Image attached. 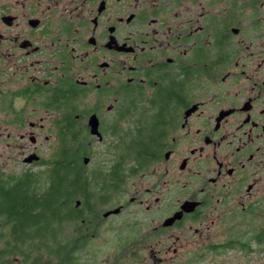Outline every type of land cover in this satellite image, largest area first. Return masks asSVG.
<instances>
[{
  "label": "flooded vegetation",
  "instance_id": "flooded-vegetation-1",
  "mask_svg": "<svg viewBox=\"0 0 264 264\" xmlns=\"http://www.w3.org/2000/svg\"><path fill=\"white\" fill-rule=\"evenodd\" d=\"M0 116L32 146L55 132L56 147L110 149L157 130L142 166L83 157L95 202L82 194L79 223L151 241L135 252L146 264H204L219 256L210 230L261 220L264 0H0Z\"/></svg>",
  "mask_w": 264,
  "mask_h": 264
},
{
  "label": "trees",
  "instance_id": "trees-1",
  "mask_svg": "<svg viewBox=\"0 0 264 264\" xmlns=\"http://www.w3.org/2000/svg\"><path fill=\"white\" fill-rule=\"evenodd\" d=\"M57 135L62 138L64 133ZM156 138L157 130L141 128L130 144L110 149L118 157L139 159L142 166L155 153ZM90 153L83 146H59L50 159L34 163L44 171L15 176L0 172V264H82L78 255L98 235L100 224L79 223L77 201L82 194L89 197L86 203L95 202V176H82V159ZM260 215V223L254 218L235 226L229 223L225 241L208 245L205 252H264V209Z\"/></svg>",
  "mask_w": 264,
  "mask_h": 264
},
{
  "label": "rangeland",
  "instance_id": "rangeland-1",
  "mask_svg": "<svg viewBox=\"0 0 264 264\" xmlns=\"http://www.w3.org/2000/svg\"><path fill=\"white\" fill-rule=\"evenodd\" d=\"M3 117L0 116V172L4 173L7 176H15L22 174L26 170H30L32 172H41L44 171L42 167L34 166L33 164L27 165L23 163V159L28 157L31 154L37 155L42 160L50 159L53 155L56 146H54L56 140L55 132H45L40 136L39 142L32 146L29 141L25 140L24 142H19L18 134L20 132H9L5 130L1 125V119ZM11 135L12 139H8L7 135ZM47 135L49 137V141H43V136ZM16 137V138H15ZM14 139V140H13ZM101 148H93L91 152L96 154L93 157H96L92 160L90 168L93 169L95 165H97V161L101 162L108 155H115V151L113 149L106 150ZM114 152V154L112 153ZM92 153V154H93ZM121 200H125L126 198L123 195H119ZM264 201V197H263ZM264 209V204L263 208ZM102 228L98 230V235L92 238L88 246L81 251L78 255L79 260L82 264H146L148 261L145 259H137V254L139 256V250L143 251L142 256L148 255L152 242L143 244L139 241L142 236L133 235L129 238V242L126 241L124 235L122 233V226H117L119 223H103ZM139 225L133 223V230L135 227ZM232 226H235L232 223ZM113 227H117L113 229ZM246 226L242 225L241 228L244 230ZM213 230L217 231L216 235H212ZM222 231V232H221ZM142 235V234H139ZM211 235L209 240H213L214 244H221L225 241V229L220 226L219 229L210 230L209 236ZM143 246L145 250H143ZM158 249L154 248V251ZM136 257V259H134ZM210 257H213L212 255ZM204 264H264V252L257 253H249L244 254L240 251H228L226 254L221 256H216L208 261H205Z\"/></svg>",
  "mask_w": 264,
  "mask_h": 264
},
{
  "label": "water",
  "instance_id": "water-1",
  "mask_svg": "<svg viewBox=\"0 0 264 264\" xmlns=\"http://www.w3.org/2000/svg\"><path fill=\"white\" fill-rule=\"evenodd\" d=\"M92 130H91V133L94 134L96 131V124H92L91 126ZM39 161V157L35 154H31L29 155L28 157H26L24 160H23V163L24 164H32V163H36ZM84 163L87 164L88 163V159H84ZM174 220V218L172 219ZM172 223H164L165 226H170Z\"/></svg>",
  "mask_w": 264,
  "mask_h": 264
}]
</instances>
